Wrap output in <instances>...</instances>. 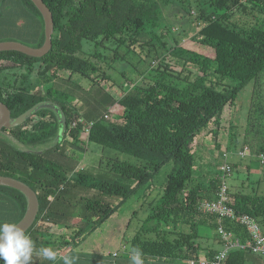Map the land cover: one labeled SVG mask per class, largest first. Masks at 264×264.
Here are the masks:
<instances>
[{"label": "trees", "instance_id": "trees-1", "mask_svg": "<svg viewBox=\"0 0 264 264\" xmlns=\"http://www.w3.org/2000/svg\"><path fill=\"white\" fill-rule=\"evenodd\" d=\"M186 1L195 3L196 32L169 41L163 36L165 28L158 25L162 5L174 0H43L53 19L47 53L34 57L0 51V101L8 107L10 118L35 106L23 123L2 128L0 175L18 179L36 193L38 212L25 232L35 245L31 256L44 248L57 254L56 260L37 264H64V257H71L73 264L82 260L127 264L134 247L142 250L143 257H184L188 264H198L217 252L201 255L199 226L216 232L222 227L242 242L248 238L236 219L201 211L200 201L215 198L220 179L211 176L204 181L195 174L193 146L200 130L221 121L224 106L264 70V0ZM43 28L42 16L31 0H0V41L12 39L2 37L9 35L39 47ZM137 46L150 58L144 69L148 82L137 83L143 75L138 70V76L125 79L128 89L120 88L115 98L109 71L130 51L135 53ZM168 56L191 65L196 71L193 77L168 70L163 62ZM154 60L162 62L154 66ZM63 70L68 72V77H62L66 80L73 73L91 79L90 90L78 86L59 90L56 82ZM108 111L114 114L110 119L104 115ZM76 118L80 121L73 126ZM85 129L83 140L79 134ZM216 129H211L214 134ZM54 136L57 142L52 147L34 150ZM83 141L124 156L100 159L102 170L95 173L85 163L71 162L72 158L58 153L65 145L83 151ZM259 150L264 152V146ZM50 152L60 156H49ZM167 163L170 170L162 191L148 203L143 224L125 252L112 257L76 250L137 190L143 188L146 194L155 190V177ZM231 205L236 214L264 223V195L236 191ZM26 208L21 191L0 185V223H17ZM249 252L231 249L219 264ZM257 256L264 261V255Z\"/></svg>", "mask_w": 264, "mask_h": 264}, {"label": "rangeland", "instance_id": "rangeland-1", "mask_svg": "<svg viewBox=\"0 0 264 264\" xmlns=\"http://www.w3.org/2000/svg\"><path fill=\"white\" fill-rule=\"evenodd\" d=\"M194 5V2L188 4L186 0H174V2H170L168 5L163 4L162 7L160 6L161 19L158 28H165L164 38L171 41L173 37L185 38L187 35L191 36L196 32L195 25L192 26L194 21V13H192V11L196 8ZM235 16L238 18L239 13H236ZM188 29L189 31H187ZM8 33L11 34L12 32L9 31ZM2 37H4V39L6 37L12 38L5 40H19L18 37H11L9 35H3ZM134 50L136 54L130 51L126 58L115 63L109 71L111 81L114 83V85L111 86V90L115 88V90H113L114 92L112 91L115 98H118L120 95V88L123 90L128 89L129 85H127L126 82L128 80L125 79H133L138 76V70L140 73L143 72V75L139 74L137 83L141 84L148 82V79L145 77L147 70L144 69L149 65L150 58L144 56L143 50L140 47L137 46ZM159 62L162 61L154 60L153 65L156 66ZM163 62L166 63L165 65L168 70L174 71L173 73L176 74L181 71V76L189 74L192 78L193 72H196L192 70V67H190L191 65L185 66L178 59L170 56L166 57V60L163 59ZM59 74L60 80L56 82V86L59 90H64L67 87L71 88L73 86L88 90L90 86H92L91 79L84 78L78 73L69 75L70 78L67 80L66 78H62L68 77L67 71H60ZM52 84L53 82L49 85ZM95 87H97V85ZM71 90H74L78 96L82 95L77 89L72 88ZM112 114L113 111L106 112V118L110 119ZM211 129H216L215 134ZM86 135L87 133L85 131L79 134L80 138L83 140L86 139ZM214 139L219 140L221 145L223 144L222 150L228 142H233L231 145L232 150L238 148L244 141L264 146V70L256 81L248 82L239 90L233 103L224 106L221 121L218 123L210 122L200 130L194 138L193 146V151L198 156L197 161H200L197 162V164L200 163L201 165V163H204V169L208 171L205 177H201V180L206 181L211 176H216L218 179H221V173L218 169L219 165L227 162L233 168L229 174L223 176V181L232 192L239 191L242 193L264 195V162L260 163L254 156H250L251 153L245 156H238L237 153L243 146L249 147L248 145H243L235 152L236 156L243 160L234 167L235 163L234 161L232 162L234 158L229 157V153L227 154L225 152L222 155L220 150H217L215 153L217 147L214 149V155L210 152L209 147H211ZM56 142L57 138L54 136L47 142L36 145L34 150L37 152L45 151L56 144ZM83 144L85 146L83 151L78 149L70 150L65 145L63 147L61 146L62 148L58 153L64 154V157L72 158L73 160L70 159L71 162L75 161L78 164L82 162L85 163L86 168L92 171L94 170L95 173L101 172L102 170L103 165L99 164L100 159L109 156H124L121 153L114 152L110 148H103L98 143L92 141H83ZM201 146H203L202 150ZM49 156L59 157L60 155H57L56 152H50ZM250 157H254L255 160H250L253 161L252 163H249V161L245 162L251 159ZM130 161L136 162L134 158H130ZM246 163L249 169L246 168ZM169 170L170 166L167 163L155 177L157 188L153 190L151 195L144 196L143 188L137 190L136 193L121 204L118 211H116L113 216H110L103 222L95 232L88 234L86 238L76 246V250L87 253L106 252V254H109V252H125L128 249L129 239L143 224V220L149 210L148 203L155 200L160 195L162 191V182ZM262 227L264 228L263 223ZM220 247L222 248L221 245Z\"/></svg>", "mask_w": 264, "mask_h": 264}, {"label": "built area", "instance_id": "built-area-1", "mask_svg": "<svg viewBox=\"0 0 264 264\" xmlns=\"http://www.w3.org/2000/svg\"><path fill=\"white\" fill-rule=\"evenodd\" d=\"M76 121H80L79 118L72 122L73 126L76 125ZM84 131L86 132L87 129ZM249 153H251L249 147L243 146L237 154L238 156H245ZM256 158L260 163H263L264 152L259 151L256 154ZM218 169L221 173V179L215 198L201 200L199 207L204 213L216 214L220 218L226 217L229 219H236L245 227L248 233V238L246 241L242 242L232 232H229L222 227H218L217 233L221 239L222 248L214 253L210 258L200 259L198 264H219L233 248L247 249L252 253L264 255V234L261 232L256 220L245 213L236 214L233 206L231 205L228 189L223 181V176L231 172V165L224 162L219 165Z\"/></svg>", "mask_w": 264, "mask_h": 264}, {"label": "water", "instance_id": "water-1", "mask_svg": "<svg viewBox=\"0 0 264 264\" xmlns=\"http://www.w3.org/2000/svg\"><path fill=\"white\" fill-rule=\"evenodd\" d=\"M35 7L40 12L44 25V41L41 46L33 47L15 40L0 41V51L14 50L26 55L41 57L51 47V35L53 32V19L50 9L46 6L43 0H31ZM35 106L27 109L15 119L10 118L8 107L0 101V132L2 128H11L23 123L26 117L31 113ZM61 113V111H60ZM64 129V126H62ZM0 185L8 186L21 191L27 199V208L22 218L15 224L19 225L24 232L32 225L38 212V199L36 193L31 187L24 182L13 177L0 175Z\"/></svg>", "mask_w": 264, "mask_h": 264}, {"label": "crops", "instance_id": "crops-1", "mask_svg": "<svg viewBox=\"0 0 264 264\" xmlns=\"http://www.w3.org/2000/svg\"><path fill=\"white\" fill-rule=\"evenodd\" d=\"M233 142L226 144L224 147H223V150H222V145L220 143L219 140L217 139H214V141L212 142V145L211 147H209L210 149V152L214 155V149L216 148L215 150V153L217 152V150H220V152L222 153H229L230 156L229 157H232L234 158V160H232V162L234 161V167L236 166V164L242 162L241 160L243 159H240V157L238 158L235 154V152L240 149L243 145H248L250 148V152H251V155L250 156H254L256 158V154L260 151L259 150V145H255V144H252L250 142H242V145L238 146V148H235L234 150L231 149V145H232ZM202 150V149H201ZM208 154V153H206ZM198 157V156H197ZM254 157H250L251 159L245 161V162H248L249 163H252L253 161H250L252 159H254ZM257 159V158H256ZM255 160V159H254ZM197 162H200V161H197V158H196V162L195 164L197 165L196 166V175L197 176H201V177H205L208 173L207 170L204 169V163H200L197 164ZM203 164V165H202ZM233 168V167H232ZM246 168H248V164L246 163ZM228 194H229V198L232 202L233 200V193L228 187ZM153 193V189L151 192L149 193H144V196H149ZM118 211V210H117ZM116 213V211L111 215L113 216L114 214ZM248 215V214H247ZM250 216V215H249ZM251 217V216H250ZM253 218V217H252ZM255 219V218H254ZM256 220V219H255ZM257 222V220H256ZM257 224L259 225L260 227V230L261 232L264 234V228L262 227V224L258 223ZM263 226H264V223H263ZM62 231H65V229H61ZM198 234L200 236V239H199V244L201 245V255H205L206 252L210 251V252H215V251H218L221 247L220 245L222 246V242L219 240L218 236H217V232H216V229H211L209 226L207 225H202V226H199L198 227ZM240 252V251H239ZM82 253H87V252H82ZM88 253H94V252H88ZM102 254H106L102 252ZM112 257H115L116 256V253H115V256L113 252H109V256ZM257 255L259 254H255V253H238L237 255H234L231 259H229L228 261H225V264H264V261L258 257ZM128 260H127V264H130V257H127ZM30 263L31 264H37V263H42V262H46L48 259H46L43 254H38L37 256L36 255H33L31 256V259H30ZM143 260H144V264H188V262L184 259V257L180 258V259H173V258H163V259H159V258H153V257H143ZM79 264H92L90 261H86V260H82L81 263Z\"/></svg>", "mask_w": 264, "mask_h": 264}, {"label": "clouds", "instance_id": "clouds-1", "mask_svg": "<svg viewBox=\"0 0 264 264\" xmlns=\"http://www.w3.org/2000/svg\"><path fill=\"white\" fill-rule=\"evenodd\" d=\"M34 242L24 230L15 223H0V260L4 264H29ZM48 260H56L57 254L50 248L42 249ZM64 264H73L71 257H64ZM130 264H144L143 252L139 248L131 250Z\"/></svg>", "mask_w": 264, "mask_h": 264}]
</instances>
